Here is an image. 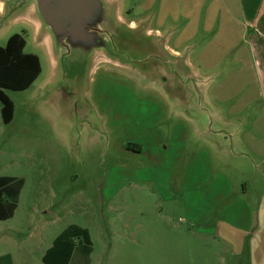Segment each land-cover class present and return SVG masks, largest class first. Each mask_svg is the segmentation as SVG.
Here are the masks:
<instances>
[{
    "label": "rangeland",
    "instance_id": "374dc122",
    "mask_svg": "<svg viewBox=\"0 0 264 264\" xmlns=\"http://www.w3.org/2000/svg\"><path fill=\"white\" fill-rule=\"evenodd\" d=\"M2 1L0 45L18 32L41 64L27 89L4 90L11 121L0 113V175L25 181L28 210L16 237L38 241L47 233L18 247V264L42 263L40 250L71 224L89 230L90 264H264V38L254 28L237 37L211 71L193 52L194 83L188 76L164 82L169 65L143 72L102 58L89 68L91 54L56 59L29 1ZM161 1L118 0L125 22L140 26L138 41L147 32L181 51L193 41L205 45L219 29L218 17L187 42L179 31L166 40L169 23L156 17ZM232 8L240 13L237 0ZM43 202L55 205L41 212Z\"/></svg>",
    "mask_w": 264,
    "mask_h": 264
},
{
    "label": "water",
    "instance_id": "95a60500",
    "mask_svg": "<svg viewBox=\"0 0 264 264\" xmlns=\"http://www.w3.org/2000/svg\"><path fill=\"white\" fill-rule=\"evenodd\" d=\"M23 1H29L28 7L38 30L44 27L45 37L53 38L56 46L52 51L60 60H67L72 55L91 54L89 68L102 58L117 66L139 67L143 72H148L149 67L154 68V64L155 67L169 65V72H161L164 82L188 76L194 83L184 56L171 53L163 42L160 44L161 39L148 38L147 32L144 33L145 40L138 41L140 26L126 23L120 17L118 0ZM0 11L3 12L2 0ZM126 46H129L130 56L124 54ZM135 52H138L137 56ZM143 54L145 59H153L151 65L143 61Z\"/></svg>",
    "mask_w": 264,
    "mask_h": 264
},
{
    "label": "crops",
    "instance_id": "0c3cea01",
    "mask_svg": "<svg viewBox=\"0 0 264 264\" xmlns=\"http://www.w3.org/2000/svg\"><path fill=\"white\" fill-rule=\"evenodd\" d=\"M161 3L163 7L162 17L160 15H156V17L158 20L161 18V22H164L166 19L169 23L166 26V28H168L166 40L169 41L178 31V37L183 38V41L180 43L196 38L200 29L205 32L213 29V24L219 17V29H217L216 32L210 36L211 39H209L205 45L200 46L201 43L193 41L183 44L181 51L166 45L167 49L173 54L181 55L182 53H185L183 56L185 57L187 64L196 67L195 69H198V71H200L199 67L191 62V54L193 52L197 53L196 58L204 64L205 68L211 71L217 67L216 63L218 60L221 59L223 55L227 54L230 48H232L237 37L243 36L244 34L248 36L249 31L254 28L253 33L255 32L259 37L264 38V0H249L251 8L248 13L244 8V0H237V6L240 13H237L236 15L233 13L232 0H162ZM202 7H205V15L202 20L203 23L200 21V12ZM120 17L123 18L121 13ZM150 17L153 20L154 15L151 13ZM180 20L182 23L177 25ZM129 23L131 25H136L138 22L130 20ZM250 37L252 39V41L250 39V49L252 53H255V47L256 45L259 46V42H255V37L253 38L252 35ZM198 48H200V50H197ZM227 94L225 95V98H230L229 96L227 97ZM221 99H223V97ZM220 117L222 116L220 115ZM255 151L260 155L258 148H256ZM0 176H11L15 178H22L23 180L22 187L17 196L16 207L13 210L12 215L8 218H0V222H5V227L0 228V242H2V247H0V264H18L19 260L15 254L18 247H21L24 250L26 246H34L37 242L42 241L41 238H46L47 233H41L40 235L37 234L36 237L38 238V241L35 237H30V233L28 234V237H21L20 239L19 237H16L20 232H24L23 229L25 227L20 224L23 221L20 220V214L27 212L28 210L27 208L24 209V207H22V194L25 181L24 178L20 176ZM54 205V202H43L41 208L43 211L41 212H48V209ZM29 214L32 213L29 212ZM54 238L51 243L44 248V250H40L38 258L42 263L39 264H44L42 256L51 246Z\"/></svg>",
    "mask_w": 264,
    "mask_h": 264
},
{
    "label": "trees",
    "instance_id": "16d2710c",
    "mask_svg": "<svg viewBox=\"0 0 264 264\" xmlns=\"http://www.w3.org/2000/svg\"><path fill=\"white\" fill-rule=\"evenodd\" d=\"M26 41L15 32L0 45V113L3 123L13 118L14 104L5 89H27L41 71L39 56L25 52ZM127 148L140 150L137 143H128ZM22 178L0 176V218H8L16 207L17 196L22 187ZM92 240L89 230L76 224L64 228L42 256L44 264H89Z\"/></svg>",
    "mask_w": 264,
    "mask_h": 264
}]
</instances>
